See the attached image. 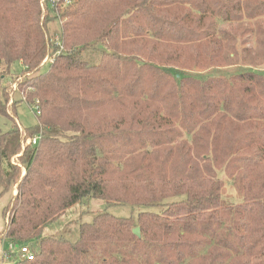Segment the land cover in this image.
<instances>
[{
  "label": "trees",
  "instance_id": "1",
  "mask_svg": "<svg viewBox=\"0 0 264 264\" xmlns=\"http://www.w3.org/2000/svg\"><path fill=\"white\" fill-rule=\"evenodd\" d=\"M44 3L0 0V115L9 118L4 78L16 63L33 75L40 112L0 138V197L22 174L12 158L23 154L26 171L3 237L41 240L34 260L12 264H264V73H198L264 48V0ZM59 18L58 43L48 26ZM96 44L105 50L91 65L82 53ZM219 169L241 204L222 198ZM86 198L165 209L137 221L98 214L76 242L41 239Z\"/></svg>",
  "mask_w": 264,
  "mask_h": 264
},
{
  "label": "rangeland",
  "instance_id": "2",
  "mask_svg": "<svg viewBox=\"0 0 264 264\" xmlns=\"http://www.w3.org/2000/svg\"><path fill=\"white\" fill-rule=\"evenodd\" d=\"M44 3V0H42ZM42 9L44 13H48L47 5L42 4ZM64 20L59 18L58 20L52 21L49 24L50 36L56 42L59 41L60 31L62 28ZM60 42V41H59ZM58 42V43H59ZM251 48L253 51L245 54V58L240 61H232L233 66L224 68L222 70H208L205 72H198L204 74L205 77L210 76H226L232 77L241 72H245L252 68L256 71L264 73V48L256 47ZM105 48L102 44H96L92 47L87 48L82 53V58L89 62L91 65H97L100 63L102 54ZM243 52V51H242ZM255 54L257 57L253 60L252 55ZM244 59V60H243ZM252 59V60H251ZM53 59L46 58L43 62L42 72H47ZM238 63L237 65H234ZM5 66H3V71L5 72ZM22 63H16L11 67L10 72H5L6 76L4 78V85L7 88V93L9 96V102L7 107L8 117L0 115V138L2 135L10 132L14 127H17L21 132H25L27 128L37 125L39 122V111L37 107L32 104L31 98L36 93V86L33 83H28L29 79H32L33 75L29 77L26 73H22ZM27 82V83H26ZM26 83V84H25ZM41 129L42 125L39 124ZM43 131L39 135H35L32 138H28L23 146V151L29 146H37L43 137ZM29 140H36L37 144L34 145L29 142ZM23 154H20L12 158V163L18 165L22 170L20 180L17 184L4 196L0 197V264H12L15 258L18 256V251L21 247L27 245L35 250L40 247L41 240H35L29 244L15 245L12 247L10 241L4 236L7 225L11 221V213L4 216V209L10 203V201L18 195L19 184L21 179L26 175L24 164L21 162L20 158ZM218 177L224 183L222 190V198L229 205H238L243 202V197L239 188L234 184L233 180L229 176V173L224 169H219L217 171ZM3 188L0 187V193ZM182 197L169 199L166 203H172L181 200ZM165 209L164 205L161 206H130V205H113L108 204L104 200L96 198H86L79 204L68 209L63 216L57 219L55 222L49 224L44 228L41 239L56 237L65 238L70 242H76L80 237V227L82 224L92 223L94 218L98 214L109 213L118 218H132L137 221L138 216L144 212H152L161 214ZM12 251V252H11ZM11 252V253H10ZM9 253L12 257H6Z\"/></svg>",
  "mask_w": 264,
  "mask_h": 264
},
{
  "label": "built area",
  "instance_id": "3",
  "mask_svg": "<svg viewBox=\"0 0 264 264\" xmlns=\"http://www.w3.org/2000/svg\"><path fill=\"white\" fill-rule=\"evenodd\" d=\"M70 3H71V0H66V4H70ZM38 111H39V109H38ZM29 142L34 144V145L37 144L36 140H29ZM12 247H14V245H12ZM12 256L13 255L12 254L9 255V253L6 255V257H12ZM34 258H35V253H34L33 249L30 246L25 245L19 249L18 256L15 259L32 261V260H34Z\"/></svg>",
  "mask_w": 264,
  "mask_h": 264
},
{
  "label": "water",
  "instance_id": "4",
  "mask_svg": "<svg viewBox=\"0 0 264 264\" xmlns=\"http://www.w3.org/2000/svg\"><path fill=\"white\" fill-rule=\"evenodd\" d=\"M134 235H136L137 237L141 238L142 234H141V229L140 228H136L133 230Z\"/></svg>",
  "mask_w": 264,
  "mask_h": 264
}]
</instances>
